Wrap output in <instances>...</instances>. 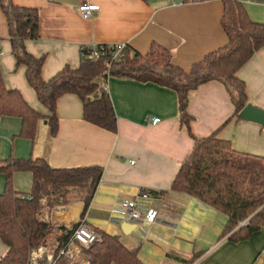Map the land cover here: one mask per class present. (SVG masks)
I'll return each instance as SVG.
<instances>
[{
  "label": "crops",
  "instance_id": "1",
  "mask_svg": "<svg viewBox=\"0 0 264 264\" xmlns=\"http://www.w3.org/2000/svg\"><path fill=\"white\" fill-rule=\"evenodd\" d=\"M82 1L13 0L39 11V36L26 40V48L45 57L42 76L46 80L67 65L77 68L85 45L126 44L146 53L156 42L170 51L174 64L189 70L228 41L221 23L223 0H88L95 14L87 20L76 10ZM240 1L254 21L264 22V0ZM0 69L6 87L20 90L33 108L48 115L28 84L25 66L16 63L1 8ZM238 75L246 83L248 103L264 109V47ZM106 84L118 118L117 132L84 120L81 98L65 94L58 100L54 135L47 120L41 119L33 140L21 137L22 120L0 115V160L13 154L26 159L43 157L53 167L102 165V180L83 218V200L56 206L50 214L60 225L73 226L83 219L96 231L118 235L144 264H184L196 254L200 255L192 264L200 259L197 264H264V227L248 239L233 241L223 236L228 221L224 213L193 196L169 190L194 144L180 126L177 93L132 78L110 76ZM234 108L220 82L199 86L190 94L192 130L207 136L221 127L218 137L230 140L235 150L264 156V126L238 118L226 123ZM154 118L160 120L154 123ZM32 182L29 171L14 174L18 191L29 192ZM4 187L5 175L0 174V194ZM143 190L146 197H142ZM135 198L144 210L154 212L147 229L114 212L119 202ZM7 250L0 239V259ZM65 259L66 264H90L82 250L75 260Z\"/></svg>",
  "mask_w": 264,
  "mask_h": 264
},
{
  "label": "trees",
  "instance_id": "2",
  "mask_svg": "<svg viewBox=\"0 0 264 264\" xmlns=\"http://www.w3.org/2000/svg\"><path fill=\"white\" fill-rule=\"evenodd\" d=\"M223 3L221 23L228 37L227 43L209 52L189 70L174 64L170 51L156 42L146 53L126 46L120 59L111 55L99 59L84 57L89 53L85 45L81 47L77 68L67 65L46 80L42 76L45 57H37L26 48V40L39 36L38 9L16 5L13 0H0L16 63L25 66L28 84L49 112L43 115L27 102L20 90L6 87L0 69V115L22 120L21 137L33 140L41 119L47 120L54 135L58 130L59 98L75 94L83 102L84 120L117 132L115 108L103 86L110 76L170 88L177 93L180 126L185 128L194 144L169 190L193 196L224 213L228 221L223 236H229L233 241L250 238L264 227V156L235 150L230 140L218 137L221 127L207 136L196 135L192 130L194 116L189 111L191 92L212 81L224 85L234 104V113L226 123L233 118L241 119L239 112L248 104L246 83L238 71L264 47V22L254 21L240 0H223ZM19 171H29L33 175L29 192L18 191L14 186V174ZM103 172L102 165L53 167L43 157L26 159L10 154L0 160V174L5 175V187L0 194V239L8 247L0 264H29L31 251L41 245L49 231L45 212L54 207L83 200V218ZM82 220L74 223L73 229L60 225L63 230L59 238L61 248L72 239ZM243 222L246 223L242 225ZM97 232L100 240L82 247L90 264H144L138 252L127 247L118 235L104 230ZM199 255L184 264H192ZM66 262L67 259L60 256L55 264Z\"/></svg>",
  "mask_w": 264,
  "mask_h": 264
},
{
  "label": "built area",
  "instance_id": "3",
  "mask_svg": "<svg viewBox=\"0 0 264 264\" xmlns=\"http://www.w3.org/2000/svg\"><path fill=\"white\" fill-rule=\"evenodd\" d=\"M189 1H206V0H189ZM76 10L84 19H91L94 17L95 11L93 5L88 0L82 1L77 5ZM126 44L117 45H104V44H91L86 45L89 53L84 57L99 59L104 55H111L114 59H120ZM107 90L106 82L103 84ZM160 119L154 118L153 122L157 123ZM146 193H142V197H146ZM138 198L119 202L114 212L126 221L136 223L140 229H147L153 222L154 212L150 209L144 210L140 205ZM45 218L50 223L49 231L47 232L41 245L33 249L30 253L29 264H55L57 257L64 256L75 260L81 253L82 247H87L100 240V234L91 228L84 221L77 227L73 233L72 239L65 247H60V235L63 230L60 224L55 222L50 212H45ZM246 222H243L244 225ZM67 228L73 229V226L67 225ZM54 245L55 249L51 247ZM57 253V257H56ZM201 260V259H200ZM199 260V261H200ZM197 261L194 264H197Z\"/></svg>",
  "mask_w": 264,
  "mask_h": 264
},
{
  "label": "water",
  "instance_id": "4",
  "mask_svg": "<svg viewBox=\"0 0 264 264\" xmlns=\"http://www.w3.org/2000/svg\"><path fill=\"white\" fill-rule=\"evenodd\" d=\"M239 117L243 120L258 123L264 126V109L248 103L240 112ZM125 225H133V223L125 222Z\"/></svg>",
  "mask_w": 264,
  "mask_h": 264
},
{
  "label": "rangeland",
  "instance_id": "5",
  "mask_svg": "<svg viewBox=\"0 0 264 264\" xmlns=\"http://www.w3.org/2000/svg\"><path fill=\"white\" fill-rule=\"evenodd\" d=\"M66 263H68V260H67V262Z\"/></svg>",
  "mask_w": 264,
  "mask_h": 264
},
{
  "label": "bare ground",
  "instance_id": "6",
  "mask_svg": "<svg viewBox=\"0 0 264 264\" xmlns=\"http://www.w3.org/2000/svg\"><path fill=\"white\" fill-rule=\"evenodd\" d=\"M61 208H64V207H61Z\"/></svg>",
  "mask_w": 264,
  "mask_h": 264
}]
</instances>
